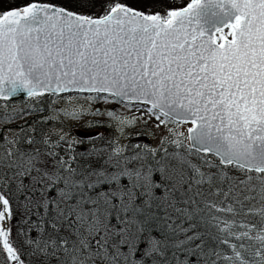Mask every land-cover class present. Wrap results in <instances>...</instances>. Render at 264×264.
Here are the masks:
<instances>
[{
  "label": "snow or ice",
  "instance_id": "obj_1",
  "mask_svg": "<svg viewBox=\"0 0 264 264\" xmlns=\"http://www.w3.org/2000/svg\"><path fill=\"white\" fill-rule=\"evenodd\" d=\"M73 2L87 8L93 0ZM45 93L50 111L74 120L105 115L92 108L101 102L143 110L157 129L175 125L166 128L173 138L164 135L161 143L187 155L164 149L169 162L154 167L145 161L157 149L136 144L143 153L111 164L124 150L115 147L94 167L77 157L103 149L77 153L74 145L84 141L68 139L62 128L41 131L39 139L28 136L27 149L7 148L20 141L5 136L0 169L11 170L0 171L5 264H25L12 239V201L19 203L21 196L18 222L28 230L18 234L29 246V264H264V0H190L163 14L109 0L99 16L33 0L4 11L0 100ZM61 102L63 107H51ZM42 110L30 106L4 119ZM118 112L109 109L106 115L121 133L144 119ZM189 122L193 127L185 135L178 129ZM20 131L35 128L21 125ZM221 196L219 204L226 207H218ZM217 212L233 218L221 219ZM241 215L251 219L238 222ZM33 227L35 238L29 235Z\"/></svg>",
  "mask_w": 264,
  "mask_h": 264
},
{
  "label": "rangeland",
  "instance_id": "obj_2",
  "mask_svg": "<svg viewBox=\"0 0 264 264\" xmlns=\"http://www.w3.org/2000/svg\"><path fill=\"white\" fill-rule=\"evenodd\" d=\"M137 7L139 10L142 8L146 13L151 12L155 13V0H137L130 4L131 7ZM142 11V10H140ZM229 31L228 29L225 30ZM231 38V37H229ZM30 97L26 100H19L13 102H4L0 101V105L7 104V109L0 106V131L4 132V137L7 136L9 140H19L23 136V133L20 131L21 125H26L29 119L34 116L46 114L42 118L48 117H57L56 119L47 120L49 125L48 131L55 128L56 130L63 129L64 132H68V139L73 137L83 140L84 142L90 143L97 140L103 139L104 141L112 140L113 144L116 147L123 148V152L126 150V147L129 141L134 138L141 145H147L150 149H161L164 148L166 144H162L161 140L164 135H169L166 131L167 127H175V125L161 126L159 129L155 127L156 121L154 118L148 119L147 115L144 114L143 110H137L136 107H132L130 110L125 109L122 105L117 104H104L96 103L92 105L93 110L99 108L102 112H105V115L93 116V115H83L78 120H74L69 117H65L62 113L58 114L49 110L50 97ZM31 108H40L42 111L32 112L30 115H24L23 117L15 116L10 122H5L4 117L6 115H13L14 110L23 109L25 112ZM63 103L57 105H52L51 107L59 109L63 107ZM87 107V105H85ZM109 109L119 110V113L132 118L133 116H143V120H137L134 126H124L123 132L119 131V126L116 121H113L106 115V111ZM39 120V119H38ZM144 120H147V124L144 123ZM91 125V126H89ZM111 125V127H109ZM193 127L191 124H182L179 131H183L187 135V129ZM53 139L56 137L53 136ZM173 137L169 135L171 140ZM188 142V141H187ZM82 143L74 145L75 147H80ZM67 145H63L61 148L63 150ZM10 171V170H9ZM2 189V188H1ZM3 190V189H2ZM254 236V235H253ZM1 255L5 258V254L1 251Z\"/></svg>",
  "mask_w": 264,
  "mask_h": 264
},
{
  "label": "trees",
  "instance_id": "obj_3",
  "mask_svg": "<svg viewBox=\"0 0 264 264\" xmlns=\"http://www.w3.org/2000/svg\"><path fill=\"white\" fill-rule=\"evenodd\" d=\"M31 2H33V0H0V14H2L4 11H8V10H11L13 8L23 7V6H25ZM45 2H52V3L60 4V5L68 7L71 10L86 12L90 15L99 16V15L103 14L104 6L107 2H109V0H93V3L90 4L87 8L79 7L76 3L73 2V0H45ZM120 2L128 4L130 6V4H132L133 2H137V0H120ZM188 2H190V0H155L156 5L154 8H155L156 12H161L163 14V11L169 7L185 6ZM133 6H134V8L138 9L137 7H135V5H133ZM140 10L145 11L142 8ZM44 97H47V96H44ZM43 116H46V114L34 116L33 118L29 119L25 125V128H33L34 127L35 131L23 133V136L20 139V143H18L16 145L7 144L6 147L7 148H13V149L14 148L27 149L29 147V145L26 144L24 141L28 136L35 137L36 139H39L41 136V131L47 132L48 127H49L47 122L46 123H40L39 122V121H42L45 119V118L41 119V117H43ZM110 141L113 142L112 140L104 141L103 139L97 140L95 142H90V143L83 142L80 147H75V150L77 153L88 152L89 150H91L93 148L103 149V151H101L99 153H94L92 156H84V157L78 156L77 159L80 162V164L84 165L87 162L91 161V163L93 164L94 167H98L104 160H107L109 155L112 153L113 149L116 147L113 143H110ZM185 143H188V142L185 141ZM5 144H6V141L4 139V132L0 131V155H4L6 153ZM136 144L141 145L140 142H138L136 139L132 138L126 147V150L124 152H122L121 156L114 157L112 159V161H110V163L115 164L117 162V160H120L122 163L123 162V159H122L123 156H132V155L136 154L137 152L143 153V149H137V148L133 147ZM164 149H167L169 153H172L175 151H180L183 155H187V153L184 151L183 148L177 149L176 146L173 144H166L164 146V148L157 150L154 158L152 155H149L147 157V160L145 161V163H150L154 167L156 166V161H160L161 163H168L169 161L164 160ZM59 151L61 152V155H64V152L62 149H60ZM65 158H67V157H65ZM209 158H212V157H209ZM189 159H191L193 161V163H196V164L201 163V161L196 156L189 157ZM212 159L215 160V158H212ZM172 163H175V162L172 161ZM75 166L76 165L73 164V167H75ZM133 166H137L135 164V162L133 164L129 165V167H133ZM9 170L10 169H0V171H7L10 173L11 170L10 171ZM203 170L208 171L207 168H204ZM211 171H216V169H211ZM229 174L234 175V176H240L241 178H244L241 173H239L235 170H230ZM154 179L157 182H160L161 177H160L159 172H156L154 174ZM0 191H2L1 188H0ZM156 194L162 195L163 194L162 189L157 190ZM253 195H254V193H253ZM23 199L24 198L21 196L19 203L16 202L15 200L12 201V206H13V209L15 211V216L12 220V226H13L12 239L14 241V246H16L20 249V252L22 254L21 259H23L25 261V264H29V257L26 255V253L29 250V246L24 244V237L22 235L18 234L20 229H23L24 231L28 230L27 225H22L18 222L20 219V216H21ZM221 199H223V196H221L217 199L218 207H226V204H223V205L219 204V200H221ZM227 203H232L231 199H229V201ZM255 203H257L255 200L246 201L245 207L247 208L251 204H255ZM181 207H188V206L181 205ZM200 207H203V205L201 204ZM215 214L219 215L221 217V219L231 220L233 218L231 213L217 212ZM160 215H163V213L161 212ZM235 219L238 222H241V221L242 222H248V220L251 219V217H245V216L241 215V216L235 217ZM32 220L33 221L35 220V216L32 217ZM177 223H179V221H177ZM185 227H187V224H185ZM199 230L204 231L205 229L203 227H201ZM234 230L235 231H243L244 229L236 228ZM208 231L215 233V229L212 228L211 225L208 226ZM251 234L255 235L256 233L253 232ZM29 235L32 238L36 237L37 233H36V230L34 227L32 228ZM153 235H156L159 238V232H154ZM233 242H235V241H233ZM245 243H247V241H245ZM224 250L226 253L230 254V251L228 250L227 246H224ZM31 259L35 260V257H33ZM53 264H55V262H53Z\"/></svg>",
  "mask_w": 264,
  "mask_h": 264
},
{
  "label": "water",
  "instance_id": "obj_4",
  "mask_svg": "<svg viewBox=\"0 0 264 264\" xmlns=\"http://www.w3.org/2000/svg\"><path fill=\"white\" fill-rule=\"evenodd\" d=\"M44 95H49L47 93H45ZM30 97H26L24 94H20L19 96L17 97H14L12 100L10 101H4V100H0V101H4V102H13V101H19V100H26ZM185 124H191L190 122L189 123H185ZM192 125V124H191ZM188 143H190V141H188Z\"/></svg>",
  "mask_w": 264,
  "mask_h": 264
},
{
  "label": "flooded vegetation",
  "instance_id": "obj_5",
  "mask_svg": "<svg viewBox=\"0 0 264 264\" xmlns=\"http://www.w3.org/2000/svg\"><path fill=\"white\" fill-rule=\"evenodd\" d=\"M0 264H5V258L1 255V251H0Z\"/></svg>",
  "mask_w": 264,
  "mask_h": 264
}]
</instances>
